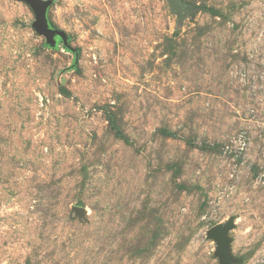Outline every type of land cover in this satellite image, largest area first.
Listing matches in <instances>:
<instances>
[{"label": "rangeland", "instance_id": "1", "mask_svg": "<svg viewBox=\"0 0 264 264\" xmlns=\"http://www.w3.org/2000/svg\"><path fill=\"white\" fill-rule=\"evenodd\" d=\"M0 0V264H264V0Z\"/></svg>", "mask_w": 264, "mask_h": 264}, {"label": "water", "instance_id": "2", "mask_svg": "<svg viewBox=\"0 0 264 264\" xmlns=\"http://www.w3.org/2000/svg\"><path fill=\"white\" fill-rule=\"evenodd\" d=\"M28 4L34 12L33 27L35 31L42 35L49 43H53V37L59 36L65 40V36L60 31L52 30L48 27L46 20V11L51 1L49 0H20ZM171 10L178 16H184L191 13L189 6L182 3L181 0H167ZM233 228L232 220L224 224H217L207 231L206 237L213 240L216 244L214 256L219 260V264H232L233 259L230 256V239L228 232Z\"/></svg>", "mask_w": 264, "mask_h": 264}]
</instances>
